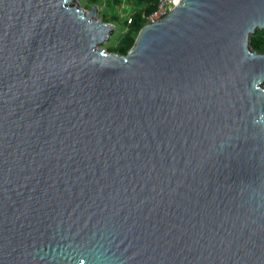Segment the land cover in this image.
<instances>
[{
    "label": "water",
    "instance_id": "water-1",
    "mask_svg": "<svg viewBox=\"0 0 264 264\" xmlns=\"http://www.w3.org/2000/svg\"><path fill=\"white\" fill-rule=\"evenodd\" d=\"M98 11L0 0V264H264V0Z\"/></svg>",
    "mask_w": 264,
    "mask_h": 264
},
{
    "label": "trees",
    "instance_id": "trees-1",
    "mask_svg": "<svg viewBox=\"0 0 264 264\" xmlns=\"http://www.w3.org/2000/svg\"><path fill=\"white\" fill-rule=\"evenodd\" d=\"M97 3L99 0H90ZM136 5V10L126 23L127 31L120 36L116 44L109 47L107 51L118 54H125L133 45L138 31L146 24V16L156 7L155 0H132ZM251 46L258 52H264V31H257L251 36Z\"/></svg>",
    "mask_w": 264,
    "mask_h": 264
},
{
    "label": "rangeland",
    "instance_id": "rangeland-1",
    "mask_svg": "<svg viewBox=\"0 0 264 264\" xmlns=\"http://www.w3.org/2000/svg\"><path fill=\"white\" fill-rule=\"evenodd\" d=\"M79 3L86 10L92 5H97L99 8L98 18L114 24L115 29L112 36L101 45V48L105 50L114 46L120 36L127 31L126 23L129 22L137 8L132 0H99L97 3L90 0H79Z\"/></svg>",
    "mask_w": 264,
    "mask_h": 264
},
{
    "label": "built area",
    "instance_id": "built-area-1",
    "mask_svg": "<svg viewBox=\"0 0 264 264\" xmlns=\"http://www.w3.org/2000/svg\"><path fill=\"white\" fill-rule=\"evenodd\" d=\"M155 2V9L146 16V24L166 16L179 3V0H155Z\"/></svg>",
    "mask_w": 264,
    "mask_h": 264
}]
</instances>
